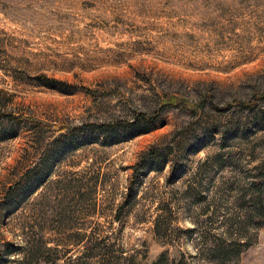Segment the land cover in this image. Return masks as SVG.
<instances>
[{
  "label": "rangeland",
  "instance_id": "1",
  "mask_svg": "<svg viewBox=\"0 0 264 264\" xmlns=\"http://www.w3.org/2000/svg\"><path fill=\"white\" fill-rule=\"evenodd\" d=\"M0 94V264H217L264 158V0H0Z\"/></svg>",
  "mask_w": 264,
  "mask_h": 264
},
{
  "label": "trees",
  "instance_id": "2",
  "mask_svg": "<svg viewBox=\"0 0 264 264\" xmlns=\"http://www.w3.org/2000/svg\"><path fill=\"white\" fill-rule=\"evenodd\" d=\"M40 78L45 77L44 75H41ZM1 98L2 94H0V99ZM255 98H264V94H259L255 96ZM240 104L243 107L250 106V104L245 102H240ZM0 115L12 117L15 120L19 119L12 116L11 114L1 111ZM137 119L141 123H150L153 120L149 119L146 114L136 115V120ZM119 124H122L120 120L116 122L91 123L85 124L83 129H95L99 132L106 133L112 131V129L117 127ZM53 131H55L54 128L52 132ZM149 131L150 129H145L141 130L140 132L145 133ZM252 172L253 173H251L250 180L248 182L244 181V183H239L235 189L236 193L238 194V206L242 213L238 215V219H232V223L230 219V224L236 225L234 233H229L230 238H228V240H222L215 237V243L213 247L208 249L210 252H212L211 259H213L217 264H237L239 254L253 242L251 239H249V241L244 239L245 237L247 238V227L254 226L256 230L264 228V158L252 166ZM129 190V192H131V188ZM199 237L203 238L204 236L200 235ZM233 255L235 256L234 259Z\"/></svg>",
  "mask_w": 264,
  "mask_h": 264
}]
</instances>
